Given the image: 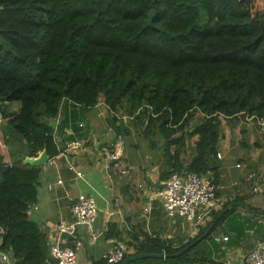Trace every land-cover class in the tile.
<instances>
[{
	"label": "trees",
	"instance_id": "trees-1",
	"mask_svg": "<svg viewBox=\"0 0 264 264\" xmlns=\"http://www.w3.org/2000/svg\"><path fill=\"white\" fill-rule=\"evenodd\" d=\"M102 97L112 117L133 120L150 145L163 139L164 178L187 171L216 183L223 121L264 118V0H0V103L19 105L3 127L8 144L55 157L62 127L50 122L62 104L89 109ZM194 136L195 155L184 166ZM10 146L13 164L0 153V251L12 264H46V234L29 217L42 169ZM226 208L213 211L200 235ZM105 236L133 248L124 259L186 246L122 239L116 221ZM191 251L156 261L178 264Z\"/></svg>",
	"mask_w": 264,
	"mask_h": 264
},
{
	"label": "crops",
	"instance_id": "crops-1",
	"mask_svg": "<svg viewBox=\"0 0 264 264\" xmlns=\"http://www.w3.org/2000/svg\"><path fill=\"white\" fill-rule=\"evenodd\" d=\"M4 104L3 107L0 103V153L5 161L13 164L15 161L9 152L12 149L10 145L14 143L5 141L7 136H4L3 127L12 114L18 112L19 105L15 102ZM124 116L113 118L103 97L89 109L69 102L62 104L55 119L56 127H62L57 135L59 154L50 158L45 167H40L37 201L29 210V217L45 232L49 246L54 242L57 224L63 219H71L75 198L80 193H93L98 205L96 221L91 227L80 225L76 237L66 242L80 248L77 264L106 260L105 255L112 243L108 242L105 232L111 221L118 223L125 240L137 237L144 241L146 236H155L173 247H187L203 237L191 247L189 258L178 264H242L244 257L264 240V214L254 213L252 209H264V125H255L242 115L238 116L239 119L226 118L223 121V138L219 143L222 157L216 185L218 210L227 208L220 218L226 210H234L225 214L219 224L218 220L208 234L214 222L200 235L213 216L203 224L189 222L179 215L168 216L160 196L168 178L162 175L166 160L165 142L158 138L160 142L150 145L141 128ZM197 138L194 136L189 141L180 158L184 166L195 155ZM118 140L124 145L123 156L106 163L99 151L100 146ZM73 141H78L79 145L70 149ZM29 156L21 151L15 157L23 158L25 164L24 159ZM70 163L84 176L78 177ZM189 173L184 171L182 174ZM204 176L212 178V175ZM92 233L97 234L94 242H91ZM1 234L0 227V244ZM217 236H227L228 239L217 241ZM113 239L126 253L134 251L127 248L125 241ZM4 254L0 251V264H12L10 257L4 260ZM181 255L144 258L133 264H173L156 259ZM46 264H56V261L50 257Z\"/></svg>",
	"mask_w": 264,
	"mask_h": 264
},
{
	"label": "built area",
	"instance_id": "built-area-1",
	"mask_svg": "<svg viewBox=\"0 0 264 264\" xmlns=\"http://www.w3.org/2000/svg\"><path fill=\"white\" fill-rule=\"evenodd\" d=\"M125 117L127 118V116ZM246 119L251 121L254 117L247 116ZM257 123L264 125V118H258ZM78 145V141H73L70 143V149L76 148ZM99 151L106 163L114 162L123 156L124 145L121 140H118L112 144L101 145ZM217 156L221 158L222 154L218 151ZM69 166L78 177L84 176L71 163ZM58 182L62 183V180ZM160 196L169 217L179 215L196 224L205 223L213 211L219 208L216 183L212 178L195 172L188 175L179 172L171 173ZM97 217L96 196L93 193H80L71 206V219H63L56 226L54 242L49 253L56 264H77V251L80 248L66 242H70L76 237L80 225L91 227ZM215 238L217 241L228 239L227 236ZM96 240L97 234L92 233L91 242ZM108 242L112 243V247L105 255L106 261L108 264H119L125 257V249L113 238H108ZM3 258L8 260L9 256L4 254ZM242 264H264V240L258 242L255 248L244 257Z\"/></svg>",
	"mask_w": 264,
	"mask_h": 264
},
{
	"label": "water",
	"instance_id": "water-1",
	"mask_svg": "<svg viewBox=\"0 0 264 264\" xmlns=\"http://www.w3.org/2000/svg\"><path fill=\"white\" fill-rule=\"evenodd\" d=\"M56 125H57V122L55 120L50 122V126H52L53 128H55ZM49 159H50V156L48 155L47 151L44 149L43 151H41L36 156L26 157L24 159V162L31 165V166H36V167H42L43 166V167H45L46 163L49 161ZM223 213H224V211L217 217V219L214 221L211 228L207 231L206 234H208L211 231V229L215 226V224L217 223V221L219 220L220 216ZM202 238L203 237L198 238L192 244H190L189 246L185 247L184 249H182L181 251L176 253V255L183 254L185 251L189 250L192 246H194L196 243H198L200 240H202ZM168 256H169V254H166V253H147V252L136 253V254H132L129 257L123 259L119 264H129L130 262H133L135 260L144 259V258H165Z\"/></svg>",
	"mask_w": 264,
	"mask_h": 264
},
{
	"label": "rangeland",
	"instance_id": "rangeland-1",
	"mask_svg": "<svg viewBox=\"0 0 264 264\" xmlns=\"http://www.w3.org/2000/svg\"><path fill=\"white\" fill-rule=\"evenodd\" d=\"M5 106V104H4V102H3V107ZM1 107V106H0ZM237 118V117H236ZM236 118H232V119H236ZM237 119H239V117L237 118ZM250 122H253L255 125L256 124H258V123H256V122H254V120H251ZM258 125H261V124H258ZM8 134V133H7ZM12 146H15V148H14V153H15V155L16 156H18L19 154H20V152H21V149L19 150L18 148L19 147H22L20 144H12ZM23 148V147H22ZM13 153V154H14Z\"/></svg>",
	"mask_w": 264,
	"mask_h": 264
}]
</instances>
